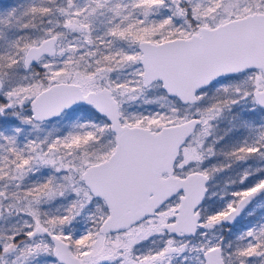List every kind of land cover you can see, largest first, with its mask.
Wrapping results in <instances>:
<instances>
[{
	"label": "snow or ice",
	"instance_id": "snow-or-ice-1",
	"mask_svg": "<svg viewBox=\"0 0 264 264\" xmlns=\"http://www.w3.org/2000/svg\"><path fill=\"white\" fill-rule=\"evenodd\" d=\"M0 264H264V0H0Z\"/></svg>",
	"mask_w": 264,
	"mask_h": 264
}]
</instances>
